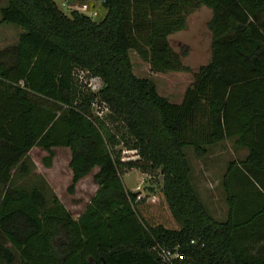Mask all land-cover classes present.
<instances>
[{
  "label": "trees",
  "instance_id": "1",
  "mask_svg": "<svg viewBox=\"0 0 264 264\" xmlns=\"http://www.w3.org/2000/svg\"><path fill=\"white\" fill-rule=\"evenodd\" d=\"M101 4L98 20L56 0L0 7V24L22 29L0 48V264H264V0ZM201 5L212 11L211 56L172 102L133 72L129 50L153 72L187 70L168 35ZM226 138L247 153L226 164L228 212L218 220L184 148L203 156ZM120 146L136 158L122 159ZM34 147L45 166L55 147L69 150V192L92 173L96 189L77 216L37 169ZM132 168L157 182L176 228L137 208L138 192L122 179ZM161 247L178 255L164 260Z\"/></svg>",
  "mask_w": 264,
  "mask_h": 264
},
{
  "label": "rangeland",
  "instance_id": "2",
  "mask_svg": "<svg viewBox=\"0 0 264 264\" xmlns=\"http://www.w3.org/2000/svg\"><path fill=\"white\" fill-rule=\"evenodd\" d=\"M7 0H0V7L6 4ZM58 6L69 14L70 10L78 7L79 0H72L63 5L61 0H56ZM93 14L95 20L100 19L105 9L101 2H93ZM212 11L206 5H201L187 15L186 26L168 35V42L172 48L180 52L182 62L188 66L187 70L153 72L149 64L142 60L137 53L130 49V59L132 70L137 76L150 77L156 84L160 94L168 97L172 102H180L186 87L193 80V73L199 65L206 63L211 56V32L208 27ZM264 22V11L261 14ZM22 29L12 23L0 24V48L16 42L18 33ZM80 79L87 81L90 89L97 91L101 86V80L97 77L86 78L83 71H78ZM97 108V106H95ZM100 110V109H97ZM122 159L136 158L135 151L125 146H120ZM187 158L191 164V181L198 195L206 205L207 209L218 220H224L227 216L228 205L225 200V192L222 186V177L226 169V164L230 159H241L246 153L245 147L235 144L233 138H226L218 143L208 146V152L203 156H197L193 148L185 146ZM44 152L39 147H34L31 154L38 166L37 169L45 176L56 189V193L65 206L77 214L86 202L87 192L92 191V173L83 177L77 184L73 192L67 190L70 182L71 171L68 167L69 150L65 148H55V155L52 164L47 167L42 164L41 156ZM144 173V172H143ZM143 175L136 168H132L122 173V179L128 189L137 191L140 195L136 203L137 208L150 221H161L167 227L176 228L177 221L173 218L165 205L158 184L148 173ZM145 176V177H144ZM81 196V197H80ZM85 198H83V197ZM79 198V199H77ZM72 200L75 202L72 203ZM83 200V201H82Z\"/></svg>",
  "mask_w": 264,
  "mask_h": 264
},
{
  "label": "built area",
  "instance_id": "3",
  "mask_svg": "<svg viewBox=\"0 0 264 264\" xmlns=\"http://www.w3.org/2000/svg\"><path fill=\"white\" fill-rule=\"evenodd\" d=\"M66 1L69 2L72 0H61L63 5H67ZM77 8L80 11H83L89 15L93 14V11H92L93 9H92V7H90V0H79ZM139 197H140V195L138 193L137 198H139ZM176 247H174V249H171L169 247H161L160 252H159L161 258L164 260L170 261L172 258L176 257L178 255V251H177Z\"/></svg>",
  "mask_w": 264,
  "mask_h": 264
},
{
  "label": "crops",
  "instance_id": "4",
  "mask_svg": "<svg viewBox=\"0 0 264 264\" xmlns=\"http://www.w3.org/2000/svg\"><path fill=\"white\" fill-rule=\"evenodd\" d=\"M94 2L100 3V2H101V0H94ZM176 32H177V31H176ZM55 148H59V147H55ZM55 148H54V150H55ZM52 163H53V162H52ZM50 166H51V165H50ZM50 166H47V167H50ZM142 174H143V175H146V174H145V173H143V172H142ZM144 177H145V176H144ZM51 185H52V184H51ZM52 186H53V185H52ZM53 187H54V186H53ZM75 187H76V186H75ZM88 189H89V188H86V194H87V193L89 194L88 196L86 195V202H87V200H88L89 196H90V195H91V194H92V193L95 191V189H96V184H95V183H93V188H92V191H90V192H87V190H88ZM54 190L56 191L55 187H54ZM80 197H81V196H80ZM82 197H83V196H82ZM83 198H85V197H83ZM77 199H79V198H77ZM82 201H83V200H82ZM73 202H75V200H72V203H73ZM86 202H84V203H83V208H84V206H85ZM83 208H82V209H83ZM82 209H81V210H82ZM81 210H78V211H77V214H76V215H74V216H77V215H78V214L81 212Z\"/></svg>",
  "mask_w": 264,
  "mask_h": 264
}]
</instances>
